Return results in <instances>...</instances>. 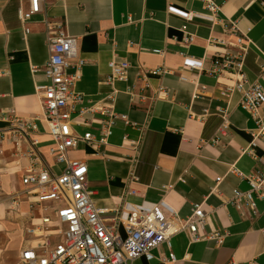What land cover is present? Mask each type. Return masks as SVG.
<instances>
[{"label":"crops","instance_id":"obj_1","mask_svg":"<svg viewBox=\"0 0 264 264\" xmlns=\"http://www.w3.org/2000/svg\"><path fill=\"white\" fill-rule=\"evenodd\" d=\"M19 9L27 12L29 2L0 0L2 191L16 197L24 191L32 151L55 171L63 168L50 155L53 141L36 91L46 83L49 22L77 39L71 63L79 59L84 65L74 86L82 97L76 109L94 110L86 114L93 119L99 118L97 108L112 107L127 118L116 122L106 143L93 128L95 143H79L70 154L88 165L94 205L109 210L124 202L164 201L184 220L196 205L205 212L201 240L180 232L171 238V251L157 250L152 261L141 257L134 264H264V202L256 201L255 214L246 208L239 212L231 203L236 191H249L254 173H264V105L250 113L240 107L238 90L222 97L223 89L241 79L211 72L214 61L243 47L244 90L264 89V0H43L42 12L27 23L19 19ZM187 59L202 62V70L186 68ZM123 61L129 64L125 79L110 82L109 64ZM74 129L81 135L87 131ZM125 138L142 139L134 196L127 195L134 152ZM10 207L0 205V232L8 236L0 264H17L28 240V219ZM19 212L40 217L22 198ZM213 234L222 241L209 238ZM171 253L176 261L163 262Z\"/></svg>","mask_w":264,"mask_h":264},{"label":"built area","instance_id":"obj_2","mask_svg":"<svg viewBox=\"0 0 264 264\" xmlns=\"http://www.w3.org/2000/svg\"><path fill=\"white\" fill-rule=\"evenodd\" d=\"M29 10H18L19 19L27 23L33 16L42 12L43 0H27ZM215 11V6H210ZM185 20H192L191 14L174 11ZM47 46L49 59L43 68L46 83L37 86L41 100L48 135L53 144L50 155L58 171L47 166L36 151L30 153V165L22 178L24 191L10 196L2 191L0 185V205L10 203V212L19 213L28 219L24 227L26 247L21 251L17 264H134L143 257L147 261L154 259V252L167 248L171 251V238L180 232H188L194 240H201V230L206 222L205 212L196 205L193 214L187 220L179 218L176 212L164 201L158 204L141 203L116 205L109 210L97 208L92 201L89 187L88 165L70 157L79 143H95L93 128L100 132V143H106L118 120L127 123L124 115L114 112L112 107L97 108L99 118H87L86 114L95 113L91 109L77 110L82 97L75 93L74 86L81 78L84 63L76 59L77 39L69 36L62 28H56L47 22ZM56 29V30H55ZM235 27L231 32H236ZM238 45L242 40H237ZM246 50L241 47L237 54L225 53L213 62L211 72L216 78L224 75H237L241 80L236 86L222 90V97H230L235 90L242 93L240 107L255 113L264 105V89L260 85L244 90L242 67ZM185 67L190 70H202V62L187 59ZM109 81L124 80L129 69L125 61L110 63ZM73 69V73L69 69ZM159 74V72H156ZM109 101H113L109 97ZM20 128L25 129L21 123ZM87 129L82 135L75 129ZM29 127V128H28ZM28 129L32 125H28ZM31 127V128H30ZM34 129V126H33ZM223 130L227 129L224 123ZM261 135L264 124H261ZM134 156L131 160L132 172L127 181V195H136L132 185L138 183L135 168L139 164L142 139L128 140ZM3 140L0 137V155ZM249 191H236L232 205L239 212L244 208L256 213V201L264 202V173H254L249 179ZM20 198L29 204L31 214L39 210L40 217L23 216L19 212ZM209 238L222 241V236L213 234ZM163 262H175V255L163 257Z\"/></svg>","mask_w":264,"mask_h":264},{"label":"rangeland","instance_id":"obj_3","mask_svg":"<svg viewBox=\"0 0 264 264\" xmlns=\"http://www.w3.org/2000/svg\"><path fill=\"white\" fill-rule=\"evenodd\" d=\"M0 217L2 218L3 215L1 214ZM7 237H8V236H7L6 232H0V247H1L2 245H4V243L8 240Z\"/></svg>","mask_w":264,"mask_h":264}]
</instances>
